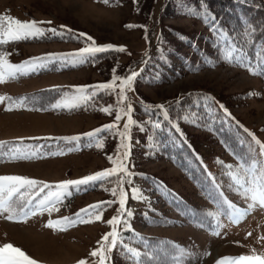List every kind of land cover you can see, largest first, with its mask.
I'll use <instances>...</instances> for the list:
<instances>
[{"label": "rangeland", "instance_id": "rangeland-1", "mask_svg": "<svg viewBox=\"0 0 264 264\" xmlns=\"http://www.w3.org/2000/svg\"><path fill=\"white\" fill-rule=\"evenodd\" d=\"M132 1L120 0L118 4L111 6L102 3L101 0H0V16H10L22 22L30 20L45 22L38 24V27L45 30L42 37L36 38L38 41L31 38L11 42L5 46L0 45V52L9 54L7 59L11 64L19 65L32 58L47 57L48 54L75 53L85 48L81 47L83 45L78 40L77 34L80 33L85 34L82 36L84 40L86 37H91L89 41L92 44L94 41L95 46L111 45L113 50L124 49L122 52L107 54L111 58L100 63L95 62L97 58L94 59V56L75 66L67 58L45 59L42 63L46 66L39 69L49 67L55 70L54 72L19 76L17 79L0 83V96L10 98L14 95L35 94L57 88L55 97L51 100L52 104L62 101L65 96L75 95L77 88H86V94L97 92L90 104L74 109L61 107L63 112H25L22 108L5 111L10 101L5 100L0 103V142H3L0 144V158H4L0 161V176L18 175L55 185L66 180H78L114 166L112 162L106 161L101 151L82 149L78 152L83 145L77 142L63 149L44 146L41 150L50 156L42 160L8 161L7 159L10 158L13 150L27 151L23 149L33 142H37L35 144L38 146L44 141L75 137L81 133H90L97 125L107 123L114 112L106 114L100 109L109 106L113 109L114 94L107 91L103 96H99V89L90 86L104 84L109 78L107 83L112 82V77L117 74L120 65L131 61L133 63L136 60L140 62L143 55L152 53L159 41L163 26L172 25L182 28L195 26L201 29L197 24L190 22L188 17L177 19L173 16L167 18L158 16L159 5L164 3L163 0L151 2L139 0L136 6ZM48 21L51 23H47ZM149 27L152 28L153 35L151 37L147 35L149 42H145L143 30L147 31ZM49 29H55L62 35L68 31L72 36L55 35ZM47 37L50 40H47ZM263 42L264 40L261 45H264ZM68 65L76 68L57 71ZM140 65H135L132 71H139ZM167 77L165 79L167 82L161 85L141 87L145 97L138 100L154 107L177 95L191 92H195L197 96L206 95L207 98L216 100L219 111L226 110L264 142V82L260 77L250 75L245 69L233 67L222 59L192 72L185 71L180 76ZM60 91L64 92L62 96L56 94ZM132 94L133 91L128 92L127 95L131 101ZM96 100L102 102L98 105ZM92 103L96 105L97 110L91 108ZM214 110L216 111L215 108ZM190 127L197 128L195 131H190L195 147L205 157L217 178L227 186L228 177L223 174L217 163V160L229 162L225 154L204 130L196 126ZM250 148L256 147L247 142L246 150L250 151ZM74 149L76 152H71ZM60 153L61 155H58ZM53 154L58 156L52 157ZM112 157L115 160L117 155ZM139 159L142 162L140 168L166 180L186 197L194 196L192 199L196 204H204L190 185L164 160L153 157L146 159L139 157ZM116 179L111 177L103 181L90 182L89 185L80 186L79 191L70 188L71 195L66 196L59 206V211H54L51 215L45 212L29 218L25 223H13L0 217V244L12 243L20 247L30 257L39 261V264H77L82 259L88 260L91 264L98 258L90 257L89 253L97 247V242L102 236L111 230L107 221L116 215L118 203H113L111 206L105 203L99 221L94 217H88L86 213H81L83 219H90L92 222L77 223L64 232H53L44 225L50 219L55 221L63 217L75 218V214L81 209L88 208L91 212L90 205L118 200V197H113L111 194ZM137 187H141L143 199L136 201L131 195L132 189ZM145 189L148 191H144ZM125 192L126 209L132 212V216L127 218L131 229L150 237L165 238L179 245L180 249L186 250V254L182 255L181 264H216V261L223 257L234 258L249 254L251 248L264 251V241L259 240L264 236L262 208L257 207L239 223L232 224L227 218L220 217L218 224L222 227L216 229L219 234L212 235L197 225L175 224L171 218L177 216L165 209L163 203L158 201V197L153 196L149 184L131 180ZM43 195L44 193H41V196ZM234 201L246 207L239 197L234 198ZM208 210L209 208L206 207V211ZM157 219L163 221L158 223ZM249 233L251 235H248ZM109 255L111 259L112 253Z\"/></svg>", "mask_w": 264, "mask_h": 264}, {"label": "trees", "instance_id": "trees-1", "mask_svg": "<svg viewBox=\"0 0 264 264\" xmlns=\"http://www.w3.org/2000/svg\"><path fill=\"white\" fill-rule=\"evenodd\" d=\"M108 5H115L120 0H108L105 3ZM132 1V0H131ZM148 1V0H146ZM150 2L152 0H149ZM164 3L159 5V15L167 17H188L190 22L198 27L182 28L177 26H163V30H160V38L154 51L150 54L143 55L142 59L132 63L120 65V69L115 76L126 77L132 72V68L135 65H140V70L136 71L138 75L135 77L132 90L133 99L126 100L127 104H131L133 107L132 117L136 122L130 131V140L126 141L129 145V156L127 159V169L132 174L130 179L135 181H141L145 185H150L153 196L158 197V201L163 203L165 209L172 212L175 217L171 220L175 224H195L206 231H216L218 220L212 219L206 215L209 211H216V207L213 201H220L221 199H228L231 202L237 204L234 198L238 196L234 190L229 186V179L227 186L222 183V180L217 178L216 173L212 170L207 163L205 157L195 147L192 140L191 130L197 128H191L190 126H196L204 130L207 135L213 140L214 144L221 149L225 154L229 162L224 164H235V160L231 153H235L240 156L252 155L256 156V153H250L246 150L247 142L254 144L257 148L253 137L249 136L242 130L232 115H225L227 112L224 109L219 111L216 100L207 98L204 96H197L195 92L186 93L184 95H177L174 98L163 102L164 108L167 110L168 119H165L160 109L150 107L147 104L139 101L138 99H144L141 87L161 85L167 82L165 79L180 76L185 71L192 72L200 67L210 66V64L217 63L220 58V53L217 48V41L214 39L209 28L202 22L201 19L190 16L188 13L190 10H201L202 7H206L207 11L216 18V21L229 33H236L239 37L242 28L247 27L248 23H251L256 28V41L247 49L249 55L255 57V51L257 50V43L262 44L264 40V0H163ZM135 6L139 4V0L132 1ZM150 11V7L147 10ZM146 22L148 23L149 15L146 14ZM158 20V19H157ZM161 23H158V25ZM145 27V25L143 26ZM167 28V31L165 29ZM143 30L145 42H149L150 37L153 35L152 28L149 27ZM62 37H70L68 31H65ZM78 35L79 42L82 43L81 47H88L92 45L89 40L82 39V36ZM50 37V36H48ZM46 38L50 40V38ZM36 39V38H35ZM45 39V40H46ZM37 40V39H36ZM44 40V41H45ZM38 41V40H37ZM264 43V42H263ZM106 46V45H101ZM264 50V49H261ZM111 52H117L112 48L106 52L96 53L94 59L97 58L96 63H100L102 60L110 59L107 54ZM78 66V65H77ZM239 69L242 67L231 65ZM76 67L66 66L58 69L57 71H66ZM51 71V70H50ZM264 82V74L257 75ZM113 78V77H112ZM111 78V79H112ZM110 80L107 79L105 83ZM113 80V79H112ZM120 81L117 80L116 84L119 85ZM55 89H46L44 91L37 92L35 94L24 95L21 98L25 99V108L32 111L39 112L45 111H57L63 112L61 108H53L54 104L51 100L55 97ZM65 90V89H64ZM99 96H103L105 92L109 91L112 95L114 114L107 123L97 125L95 129H100L104 125L115 123V113L118 110L117 93L112 90H99ZM126 92V96L128 95ZM63 91L56 93L62 96ZM143 96V97H142ZM107 99V98H106ZM19 100V99H18ZM96 104H100L101 100H96ZM107 102V100H106ZM90 104V103H88ZM91 108L97 110L98 108L93 103ZM80 108V107H79ZM216 109V111L214 110ZM105 113V112H103ZM126 119V118H125ZM160 122L161 128L154 129L152 122ZM124 120L119 122V130H123ZM172 123H175L176 128L172 127ZM179 128V131H177ZM93 130V131H94ZM92 131V132H93ZM115 129L112 131H102L97 133L95 137H89L85 133L76 135L79 137L77 140H64L57 139L52 145H44V143L36 146L34 143L28 148H24L26 152H36L37 158H41L44 155V151L41 150L45 146L50 148L59 147L60 149L75 144L76 142L83 145L81 149H87L94 152H102V155L107 162H110L109 156L117 155V147L121 143V138L115 135ZM152 137V139H150ZM102 145L97 147V145ZM72 151V150H71ZM75 151V149H74ZM124 149H121L123 152ZM258 151V149H257ZM50 156L49 154H47ZM147 157L161 158L170 167L179 173V175L190 185L195 192L196 196L204 203L202 205L196 204L192 197H186L185 194L170 184L166 180L157 177L143 168H140L141 159ZM130 162V163H129ZM220 168L225 172L221 164ZM134 169V170H132ZM111 178V177H110ZM215 181V183L213 182ZM139 184V183H138ZM130 184H125L124 188L127 190ZM216 185H219V191L216 190ZM141 187H137V190L142 195ZM148 191L145 189L144 191ZM150 190V189H149ZM222 194V195H221ZM132 196V195H131ZM138 199H136L137 201ZM239 206V204H237ZM206 207L209 208L206 211ZM222 217V216H221ZM163 220L157 219L156 222H162ZM124 244L135 248L141 252V260L145 264H177L173 260V255L179 256V264L183 261V256L180 252V247L173 241L165 238L150 237L142 233L135 231L122 232ZM178 246V247H177ZM145 252L151 253L155 259L148 260L143 254ZM132 263L133 260L129 259L128 254L122 250L119 246L112 252L111 259L108 264H121Z\"/></svg>", "mask_w": 264, "mask_h": 264}, {"label": "snow or ice", "instance_id": "snow-or-ice-1", "mask_svg": "<svg viewBox=\"0 0 264 264\" xmlns=\"http://www.w3.org/2000/svg\"><path fill=\"white\" fill-rule=\"evenodd\" d=\"M104 2L108 3V0H104ZM188 14L201 19L209 28V31L217 41L216 46L220 53V58L223 61L227 62L229 65H236L244 68L250 75L264 74V50H261L264 48V45H260L259 42H256L257 50L255 51V57L249 55L247 51L253 42L256 41V28L251 23H248L247 27L242 28L238 37L236 33H229L220 26L216 18L207 11L206 7H202L199 11L195 9L190 10ZM39 23L45 22H37L35 20L22 22L10 16H0V45L42 37L45 30L38 27ZM47 23L51 22L48 21ZM49 31L53 32L55 35H62V33H58L55 29H49ZM79 35L85 36L83 33ZM86 39L91 40V37H86ZM112 47L111 45L95 46V42L93 41L92 45L80 49L75 53L66 55L48 54L47 57L32 58L19 65L11 64L7 59L9 54L0 52V83H4L10 79H17L19 76H27L29 73L45 67L46 65L42 63L45 59L55 60L67 58L69 62L75 66L76 64L84 63L88 57L94 56L96 53L106 52ZM116 50L121 52L124 51L123 48ZM113 71L115 73V70ZM137 75L138 73L135 71H132L123 78L114 75L110 83L90 86L94 89L112 90L113 92L116 91L117 87L119 88L117 93V104L119 107L115 113V123L104 125L100 129H95L93 132L85 134L89 137H95L99 132L116 130L114 134L121 138V143L116 150L117 158L113 160V157H108L109 161L112 162L114 166L78 180H66L55 185L18 175L0 176V217L13 223H25L29 218L42 215L45 212L51 215L52 212L59 211V206L63 203L64 198L71 195L69 191L70 188H75L79 191L82 185H89L90 182L103 181L110 177H116L115 186L111 189V194L113 197H118V200L90 205L89 208L92 209L91 212L88 208L81 209L75 214V218L63 217L55 221L50 219L44 226L52 229L53 232H64L77 223L92 222L90 219H83L81 213H86L88 217H94L96 221H99L101 220V213L105 203L109 206L113 203H118L119 207L116 210V215L107 221V225L111 230L102 236L101 240L97 242V247L89 253L90 257L98 258V260H93L91 264H108L110 260L109 254L118 246L128 254L129 259L133 260V264H145V262L141 260V252L124 244L122 236V232L124 231H133L127 219L132 216V212L126 209L127 194L124 185L126 183L131 184L130 177L132 174L128 171L126 165L127 158L130 154L128 150L129 145L126 141L130 140V131L136 122L132 117V105L126 103V92L132 90V84ZM117 80L120 81L119 85L116 84ZM75 91V95L65 96L62 101L57 102L52 107H63L66 109L79 108L87 105L97 95L96 91L86 94V88L84 87L77 88ZM5 100L10 101L5 111H12L25 106L24 98L12 100L10 97L0 96V103H3ZM156 108L161 110L165 119H168L167 110L163 105H157ZM36 110L39 111L40 109ZM100 111L111 114L112 107L102 108ZM225 115H228V113L226 112ZM121 120H124L122 131L119 130V122ZM152 127L154 129H160L161 123L158 121L152 122ZM172 127L176 128L175 123H172ZM177 131H179V128H177ZM249 136L253 137V141L257 146V148H250V153L255 152L256 156H240L231 153L234 157L235 164H224V162L217 160V163L221 164L226 170L223 174L228 177L229 186L244 202L246 207H240L228 199L213 201L216 211H209L206 213V215L212 219L219 220L221 216H224L231 223H239L257 207L264 209V143L257 140L252 133H249ZM64 139L77 140L79 137ZM150 139H152V137H150ZM2 143L3 142H0V144ZM101 146L100 144L97 145V147ZM122 148L124 149L123 152H121ZM34 158H37L36 152H26L15 149L12 151L9 159L10 161H16L31 160ZM213 182L215 183L214 180ZM215 187L217 191L220 190L219 185ZM46 189L47 192L45 193ZM41 193H44V195L41 196ZM132 198L143 199L137 189H132ZM217 227H222V225L217 224ZM214 234L218 235L219 233ZM248 235H251V233ZM259 240L264 241V236L260 237ZM180 252L182 255L186 254V250L180 249ZM143 255L146 256L148 260L155 259L149 252H145ZM173 260L179 264L180 257L173 255ZM0 264H39V261L30 257L20 247L14 246L12 243H3L0 244ZM77 264H89V261L82 259L78 261ZM216 264H264V251L251 248L249 254L234 258L223 257L218 259Z\"/></svg>", "mask_w": 264, "mask_h": 264}]
</instances>
